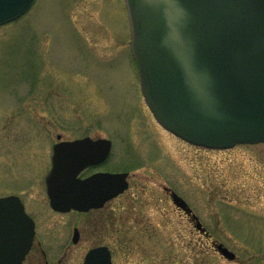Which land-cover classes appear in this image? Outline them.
<instances>
[{"label": "rangeland", "instance_id": "rangeland-1", "mask_svg": "<svg viewBox=\"0 0 264 264\" xmlns=\"http://www.w3.org/2000/svg\"><path fill=\"white\" fill-rule=\"evenodd\" d=\"M84 135L111 139L103 169L129 171L128 188L104 211L113 264H264V143L203 148L155 120L140 90L123 0H34L0 25V195L21 194L40 209L42 243L23 264H82L102 238L88 215L79 218L74 245V218L44 209L52 144ZM169 189L209 237L175 209Z\"/></svg>", "mask_w": 264, "mask_h": 264}, {"label": "water", "instance_id": "water-1", "mask_svg": "<svg viewBox=\"0 0 264 264\" xmlns=\"http://www.w3.org/2000/svg\"><path fill=\"white\" fill-rule=\"evenodd\" d=\"M32 1L0 0V24L19 17ZM125 3L141 91L158 123L207 148L264 142V0ZM110 148L109 139L89 136L53 145L45 177L53 208L87 210L127 187L126 171L77 177L104 160ZM171 197L190 211L174 191ZM195 225L204 230L199 221ZM33 233L17 196H1L0 264H21ZM215 247L224 257H235L222 243ZM83 264H111L109 249H89Z\"/></svg>", "mask_w": 264, "mask_h": 264}, {"label": "flooded vegetation", "instance_id": "flooded-vegetation-1", "mask_svg": "<svg viewBox=\"0 0 264 264\" xmlns=\"http://www.w3.org/2000/svg\"><path fill=\"white\" fill-rule=\"evenodd\" d=\"M77 138H79V137H77ZM93 138H95V137H93ZM58 140H60V138H58ZM108 157L105 158L104 160H102L101 162L97 163V164H92V165H89L86 168L82 169L77 174V177L78 178H84V177H87V176H89L91 174H94L96 172L116 171V170H106V169L102 168L103 164L106 162ZM122 171H125V170H122ZM128 186H129V180H128ZM44 187H45L44 188L45 189V192H44V194H45L44 209L49 210L54 215H58V216L70 215V216H72V218H74L73 221H71V237H70L71 243L76 245L81 239L82 231H81V229H79V223H80V222H78L79 218H85L86 216L89 215V219L87 221V226L89 228L90 227L93 228V230L95 232H97L98 234H100L102 236V238H99V236H97V240H95L93 243H91V246H89L85 250L84 255L91 248L99 247V246H106L110 250L111 261H112L111 264H113L112 249L109 246V244L103 242V237H105L108 234V222H107L108 221L107 220L108 217L106 216V213L104 211H105V208L107 207V203L111 199H114L117 196L121 195L124 191L121 192L120 194L112 197L111 199L105 200L101 205L90 207L87 210H78V209L71 208L70 210H67V211H61V210H56V209H54V208H52L50 206L49 198H48V196L46 194L45 181H44ZM7 194H15L19 198V200L21 201V203L23 205L24 211L26 212V214L33 221L34 235H33V238H32L30 249H29L28 253L25 256V259L23 260V263H24V261L30 256V253L35 249V247L36 246H41V243H42V240L39 237L40 209H39V207L37 206L36 203L30 202L29 200H27L21 194H16V193H13V192H10V193H7ZM170 194H171V190L169 189V197H170V199H171V201L173 203V200H172ZM3 195H5V194H3ZM173 205L175 206V209H177L182 215H184L187 219H189L193 223L194 228L196 229L197 232H200L203 235H207L209 237V235H210L209 233L207 234V233H205V231L202 232L200 229H197L195 227V224L197 223V220L194 217L195 213L193 212V210L187 212L184 208L179 207V206L175 205L174 203H173ZM74 236L76 237V241H73V237ZM212 244L215 245L216 242L212 241ZM40 250H41V256L43 258L44 263H47V256H46L45 251L42 250V249H40ZM84 255H83V259H84ZM83 259H82V264H83Z\"/></svg>", "mask_w": 264, "mask_h": 264}]
</instances>
